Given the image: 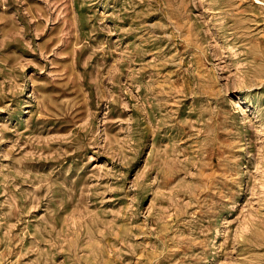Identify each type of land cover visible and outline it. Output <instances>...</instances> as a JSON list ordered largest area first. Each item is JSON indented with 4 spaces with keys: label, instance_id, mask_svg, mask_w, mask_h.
Masks as SVG:
<instances>
[{
    "label": "rangeland",
    "instance_id": "rangeland-1",
    "mask_svg": "<svg viewBox=\"0 0 264 264\" xmlns=\"http://www.w3.org/2000/svg\"><path fill=\"white\" fill-rule=\"evenodd\" d=\"M0 264H264V0H0Z\"/></svg>",
    "mask_w": 264,
    "mask_h": 264
}]
</instances>
